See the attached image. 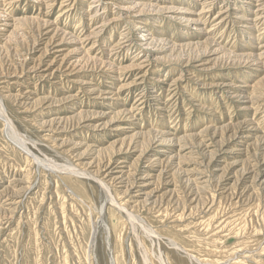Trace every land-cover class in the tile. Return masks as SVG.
I'll return each instance as SVG.
<instances>
[{"label":"rangeland","instance_id":"rangeland-1","mask_svg":"<svg viewBox=\"0 0 264 264\" xmlns=\"http://www.w3.org/2000/svg\"><path fill=\"white\" fill-rule=\"evenodd\" d=\"M59 5L48 9L22 0L13 9L4 3L0 6L5 14L13 11L12 15L22 21L6 37L0 33V97L5 96L0 98V264H229L232 258L241 256V251L260 252L264 247V192L256 187L254 177L257 166L264 162V56L257 59L260 63L255 66L260 73L255 77L245 80L238 72L246 62L251 63L243 55L255 54L251 50L263 35L262 26L251 32L253 41H239L235 25L222 23L209 33L210 39L201 37L195 43L183 44L179 29L166 24L160 15L149 22L150 29L159 33L155 35L165 39L155 46L163 57L156 66L167 65L177 70V75L183 73L189 90L185 87L170 96L164 88L146 85L155 100L144 99L143 107L137 104L135 89L125 90L120 96L117 111L132 109L138 123L141 134L133 141L138 142L139 152L151 145L157 123H163L164 129L179 139L180 148H175L178 161L170 166L175 186L171 203L176 200L177 210L161 197L162 192L155 201L143 199L131 209L126 207L128 191L103 179L107 163L118 157L113 154L117 147L112 145L116 138L82 128L86 119L91 124L97 122L98 107L90 96L60 73L54 80L29 76L28 69L41 59L38 50L46 22L73 19L68 24L71 30L86 25L82 17L87 0H72L66 9L70 16L62 14L64 9ZM211 22L206 24L207 30ZM154 23L158 28L151 27ZM120 29L108 30L101 45L106 46L105 41L115 43ZM217 36L221 37L223 52L210 62V70L198 72L194 62L209 58L214 48L211 42L215 43ZM125 53L119 51L113 59L120 68L132 64L134 52ZM88 60L83 61L87 66L93 62ZM127 71L122 72L124 83L134 77ZM223 73L228 82L241 85L259 80V85L245 89V97L251 100L250 110H239L236 98L203 86L222 79L212 75ZM76 76L88 78L86 81L99 89L105 83L94 73ZM13 80L21 85H9ZM27 89L30 94L25 93ZM71 95L74 99L65 102ZM47 103L52 105L45 109ZM155 103L164 110L155 108ZM55 112L62 119L50 122ZM246 119L257 129L256 134L238 158L244 164L224 182L225 174L213 170L215 158L224 145H233L230 140ZM136 155L128 158L129 164H134L130 174L139 168ZM233 160L225 158L223 162ZM249 163L251 172L247 171ZM198 164L206 183L193 188L186 183L185 172L198 168ZM246 173L249 178L244 179ZM98 180L105 183L101 185ZM226 183V195L222 196ZM246 185H250L248 192L243 191ZM247 195H252L248 206L235 204L238 196ZM212 235L216 244L208 240Z\"/></svg>","mask_w":264,"mask_h":264},{"label":"bare ground","instance_id":"bare-ground-1","mask_svg":"<svg viewBox=\"0 0 264 264\" xmlns=\"http://www.w3.org/2000/svg\"><path fill=\"white\" fill-rule=\"evenodd\" d=\"M20 1L22 0H0V6L4 3L13 9L18 3H20ZM28 1L35 6L48 9L60 4L59 6L64 9L62 14L67 12V16L71 15V13H69L70 10L67 11L66 9L69 8L72 0ZM187 6H189V8H187ZM215 9H217V12L213 14ZM12 12L13 11H10V13L5 14L2 9L0 10L1 35H5L12 30L15 31L19 20L21 21L19 18L16 19L12 15ZM83 15L82 18L85 17L84 20L86 24L83 28L79 25V27L77 26L73 30L69 29L68 24L71 21L73 22V19H66L64 22H46L45 26L43 25V37L38 50L41 59L36 62V65L28 69L31 70L30 72L32 74L29 76L41 80H46V78L54 80L56 77L55 74L60 73L61 77H66L69 82L80 86L78 89L84 94L90 96L89 99L93 101V105L98 107V110L95 113L97 122L91 124L86 119L81 125L84 130H87L86 132L98 133L97 135L100 134L99 136L110 135L111 137L116 138L112 141V145L117 147L113 154L118 157L113 159L114 161L112 163H107L103 171V179L106 182L115 184L117 189H125V191H128L126 207L133 209L139 205L140 201L143 199L155 201L159 192H162L161 197L166 198L168 201L167 204L169 205L172 202V199H175L174 177L173 174H171L170 166L175 164L176 160L179 158L178 151L175 150V148H179V139L174 137V134L171 132L165 130L163 123H157L154 125L156 128L155 130L151 127L153 130L152 132L155 135L151 145L146 151L139 152L140 148L138 142L136 143L133 140L139 137L141 132H138V123L133 119L132 109L128 110L122 108L117 111L120 96L125 90H129L130 88L138 91V99H136V101L139 106L143 107L144 99L150 100L151 102L155 100L154 96L149 94L152 92H148L150 88H146V85L164 88V91L170 96H173L181 89H186L185 87L188 86L187 82H185L186 79H182L183 73L177 75V70L167 65L156 66L158 61L163 59V57L160 56L161 51H157L155 46L160 42H164L165 39L163 41L162 36L155 35L159 33L157 30L153 31L150 29L149 22L155 21V19H157L155 16L160 15L162 21L166 22V24L175 27L177 30L179 29V40L180 43L183 44L195 43L194 41L199 40L201 37H205V40L210 39L209 33L222 23H231L233 26L235 25L237 28L236 30L238 31L236 32L235 37H237L239 41H241V38L253 41L251 32L258 26H262L264 29V0H87L86 10ZM210 22L212 23L211 28L207 30L206 24ZM151 27L156 29L158 28V25L154 23ZM113 28H116V30L122 28L118 32L114 30L116 31V34H118L117 36L119 39L116 38L118 40L115 43H107V41L104 40L106 46L101 45L100 42L101 39H103V36L107 34L108 30ZM216 38L215 43L211 42L214 48H212V53L209 55V58L194 62L196 63L195 69L198 72L210 70V62L216 58V55L219 54L220 51L223 52V49L221 48L222 46L219 43L222 42V40L219 39L221 37L217 36ZM108 41L111 42L112 40ZM252 49L253 50L251 51L252 53H255L254 55L251 53L243 55L245 61L250 59L251 63L246 62V65L240 67L238 72L240 76L245 77V80L250 77H255L256 73H260V68L255 66V64L260 63L257 59L259 60L264 56V31L262 37L259 39L258 43L256 42ZM119 51L127 52L125 54H128V52L131 51L132 53L134 52V55L130 57L132 61L131 65L120 68L119 65L117 66V64L113 63V59L117 57L116 55ZM88 59H92L93 61L89 66L83 62ZM124 70L125 72L127 70V72H130L128 73L129 76L134 74L133 80L129 83H124V80V82H122L121 78H123L122 72ZM82 73L97 74L105 80V83L100 89L96 88L90 81H86L88 78L85 80L83 76L81 78L78 76L80 79H78L77 76L75 77V75ZM223 76H225L224 73L215 74L214 76L212 75L213 78ZM235 80L238 81L236 77ZM258 83L259 80L256 82L247 81L241 85L236 84L235 82H228V80L223 77L214 83L208 85L203 84V86H208V88H211L213 91L218 92L221 95H223V93L227 94L229 98H236L239 110L247 112L251 109V106H249L251 100L250 97H245L244 94L247 92L245 89H251L254 84L255 86L259 85ZM9 85L19 86L21 85V82H19V80H13ZM25 93L30 94V90L27 89ZM72 96L73 95L66 99L67 101L65 102L68 103L74 99ZM1 97L5 98V96ZM22 99L24 98H20L21 102ZM50 105L52 104L47 103L45 109L50 108ZM154 107L158 110H164V108L158 104ZM53 114L54 116L50 122L62 119L60 116H57V112ZM244 122L245 123L237 129L238 131L233 139L230 140L233 145H224V149L222 148L223 150L219 156L215 158L216 160L213 170L225 174L222 178L224 182H228L230 180V177L228 176L233 174V171L237 173L239 170L237 169V171H235L236 168L239 165L242 166L244 164L245 161L241 158L239 160L238 158L243 155L248 142L253 139L256 134L257 129L252 126L247 119ZM206 128L205 131L208 130V127ZM124 141L126 142L125 144ZM76 146L82 145L76 144ZM86 147L88 148L89 146ZM133 155H136V159L140 160V163L138 165L139 168L132 170L134 172L130 174L131 166L134 164H129L128 158ZM225 158H231L234 160L230 163H224L223 160ZM250 164L251 163L247 165L248 168H250L247 170L248 172H251L250 170L252 166H250ZM164 167H166V169ZM200 167L201 165L198 164V168L185 172V178H187L186 183L191 184L193 188H198V186H203L206 183L204 171L203 169L201 170ZM257 167L258 170L255 174L256 177H254L255 185L264 192V162H261ZM129 176H132L131 179ZM247 178H249L248 173H246L244 179ZM244 179L242 178L243 181ZM105 181L100 180L99 183L102 185ZM252 183L250 182V184ZM227 184L229 183L222 185L223 191L221 190L222 193L220 195H226L227 190L225 187ZM247 188L249 189L250 185L245 187L243 191L248 192ZM107 192L109 191L107 190ZM250 196L247 195L245 198L243 196H238L235 204L237 205L241 203L244 204L243 206H248ZM171 204V206L177 204L176 200ZM176 207L177 205H175V210H177ZM221 230H224V228ZM213 236L215 237V235H212L208 240L209 242L216 244L217 241L215 240L217 239H214ZM262 250H264V247ZM262 250H260V252L256 251V253H251V251L248 250L241 251V256L235 259L232 258L229 261V264H260V262L264 264V253H262Z\"/></svg>","mask_w":264,"mask_h":264}]
</instances>
